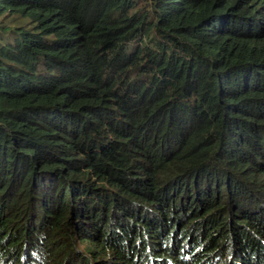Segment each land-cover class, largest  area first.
<instances>
[{
	"label": "trees",
	"instance_id": "trees-1",
	"mask_svg": "<svg viewBox=\"0 0 264 264\" xmlns=\"http://www.w3.org/2000/svg\"><path fill=\"white\" fill-rule=\"evenodd\" d=\"M0 264H264V0H0Z\"/></svg>",
	"mask_w": 264,
	"mask_h": 264
},
{
	"label": "rangeland",
	"instance_id": "rangeland-1",
	"mask_svg": "<svg viewBox=\"0 0 264 264\" xmlns=\"http://www.w3.org/2000/svg\"><path fill=\"white\" fill-rule=\"evenodd\" d=\"M79 247H80V249H83V244H80Z\"/></svg>",
	"mask_w": 264,
	"mask_h": 264
}]
</instances>
